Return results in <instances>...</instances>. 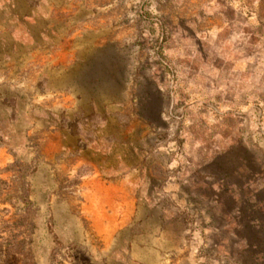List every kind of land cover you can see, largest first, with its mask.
<instances>
[{
    "label": "rangeland",
    "instance_id": "374dc122",
    "mask_svg": "<svg viewBox=\"0 0 264 264\" xmlns=\"http://www.w3.org/2000/svg\"><path fill=\"white\" fill-rule=\"evenodd\" d=\"M0 264H264V0H0Z\"/></svg>",
    "mask_w": 264,
    "mask_h": 264
},
{
    "label": "trees",
    "instance_id": "16d2710c",
    "mask_svg": "<svg viewBox=\"0 0 264 264\" xmlns=\"http://www.w3.org/2000/svg\"><path fill=\"white\" fill-rule=\"evenodd\" d=\"M18 245H19L18 248H19L20 252H23V255L25 257H27V253L23 251L24 250V246H25V242L24 241H21V242L18 243Z\"/></svg>",
    "mask_w": 264,
    "mask_h": 264
}]
</instances>
